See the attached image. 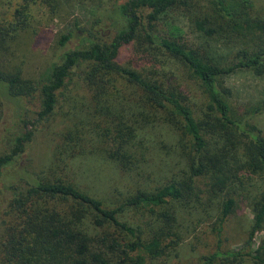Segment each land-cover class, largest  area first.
<instances>
[{"label": "trees", "instance_id": "trees-1", "mask_svg": "<svg viewBox=\"0 0 264 264\" xmlns=\"http://www.w3.org/2000/svg\"><path fill=\"white\" fill-rule=\"evenodd\" d=\"M42 1L52 12L60 3ZM93 1L91 22L73 19L59 38L62 51L41 74L0 68V120L11 107L17 113V127L1 136L0 264H150L181 239L174 208L156 207L198 198V178L206 179L208 193H218L235 182L243 187L244 176L264 177V125L257 120L264 100L241 105L224 80L240 69L264 75V6L253 0ZM199 6L203 11L194 12ZM192 33L199 41L222 38L230 52L213 54L208 43L191 40ZM77 35L80 44L64 49ZM125 45L147 57L148 65L121 63ZM80 88L89 91V99H77ZM77 102L84 106L76 108ZM66 104L77 120L66 126L49 164L35 170L30 160L21 163L38 124ZM167 120L179 133L174 135L180 161L156 177L143 133ZM96 152L116 167L118 180L131 181L114 198H103L76 178L75 159ZM80 166L88 176L98 174ZM234 204L233 196L222 199L219 233ZM132 207L150 212L147 228L124 217ZM263 207L264 200L254 208L248 246L262 224ZM220 246L219 241L199 264L232 263L248 255L264 263V243L258 254Z\"/></svg>", "mask_w": 264, "mask_h": 264}, {"label": "rangeland", "instance_id": "rangeland-1", "mask_svg": "<svg viewBox=\"0 0 264 264\" xmlns=\"http://www.w3.org/2000/svg\"><path fill=\"white\" fill-rule=\"evenodd\" d=\"M253 2L256 7L264 6V0H253ZM203 9V6H199L194 9V12L198 13ZM93 16H95L93 0H60L53 12L42 0H0V68L5 70L20 69L24 75L36 77L47 68L57 52L62 51L58 45L59 38L74 26L73 19L76 17L81 24L85 25L91 22ZM74 31L83 33L80 29ZM81 38L82 36L77 35L63 48H75L80 44ZM190 39L199 41L194 33L191 34ZM199 42L208 43L211 53L216 55H226L230 52L231 47L222 38L215 40L202 37ZM118 59L121 63L131 64L138 69L149 63L148 58L142 53L135 54L132 45L123 46ZM224 80L233 88V97L237 103L252 104L264 100V75H255L252 71L240 69L226 75ZM185 84L187 83L185 82ZM190 88L199 100L204 99L196 84H191ZM75 95L77 99H89V91L84 88L76 89ZM24 103L27 102L24 100ZM78 106L83 107L84 104L77 102L76 108ZM73 108L66 104L50 118L42 120L38 124L32 140L26 145L27 154L21 163H28L30 160V164L35 170L49 164L53 150L60 145L64 138L62 135L66 126L73 124L75 116ZM8 113L6 118L0 120V124L3 123V126L0 125V148L3 146V138H1L3 132L9 133L8 131L17 127L15 124L16 109L11 107ZM257 120L259 124L264 125V113L260 114ZM171 123L170 120L155 123L146 130V133H143L148 140V146L145 148H147L146 157L149 158V168L156 177L168 172L180 161L178 152L181 149L176 145V135H174L179 133ZM89 126L86 124V127ZM88 134L93 136L94 132L89 131ZM75 163V167L77 166L76 178L83 184L85 182L92 185L93 188L89 189L97 190L99 195L105 199L114 198L115 192L123 191L127 185H131L130 179L121 176L118 180L116 167L111 161L102 158L98 152L80 156L75 159ZM82 164L93 167L98 171V174L88 176L80 166ZM243 180H245L243 187L239 182H235L232 187L222 192L208 193L205 190L206 179L198 178L195 182L196 189H199L198 198L169 201L163 206L156 207V211L169 204L174 208L178 218L176 231L179 232L181 239L175 248L170 246L164 255L153 259L150 264H199L200 257L215 250L219 241L221 249L244 247L241 249L244 252L260 253L261 251L258 249L264 243V210L261 215L262 224L256 229L253 246H248L246 241L254 226L256 215L254 208L264 200V177L254 174L252 178L244 176ZM228 196L235 198L234 211L224 221L222 231L219 233L221 210L219 208L222 199ZM124 217L147 228L150 212L143 207H132L126 210ZM155 222H157V217L151 211V229L153 228V230L158 228ZM2 230L3 227L0 226V238ZM169 239L171 238H168L167 241ZM212 264L264 263L257 257L248 255L232 263L216 260Z\"/></svg>", "mask_w": 264, "mask_h": 264}]
</instances>
